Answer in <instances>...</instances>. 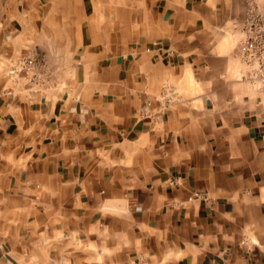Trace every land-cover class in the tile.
<instances>
[{
  "label": "crops",
  "instance_id": "0c3cea01",
  "mask_svg": "<svg viewBox=\"0 0 264 264\" xmlns=\"http://www.w3.org/2000/svg\"><path fill=\"white\" fill-rule=\"evenodd\" d=\"M45 2L5 51L36 63L0 86V262L264 264V68L228 45L264 0Z\"/></svg>",
  "mask_w": 264,
  "mask_h": 264
},
{
  "label": "rangeland",
  "instance_id": "374dc122",
  "mask_svg": "<svg viewBox=\"0 0 264 264\" xmlns=\"http://www.w3.org/2000/svg\"><path fill=\"white\" fill-rule=\"evenodd\" d=\"M27 1L28 0H0V86L2 87V89H4V87L7 86V83L10 82L13 83L14 87H16V85H18L21 79L24 78V69H23L24 54L21 53L22 50L24 51V44H23L24 41L20 40L19 38L18 41L14 43V45L18 49L16 52L6 56L5 51L12 44L11 43L12 39L20 35V31L24 29V2ZM48 1L49 0H46V2ZM238 5L239 6L232 8V12L231 11L230 12L233 14L238 13L240 15L241 14L240 11L243 10L242 15H245L247 12L246 6L242 3ZM51 8L52 6H50L49 10H46V12L51 13L50 11ZM220 9H221L220 7H217L214 13L219 12ZM242 35L243 33L241 29L235 28L234 31H231L228 37L229 39L228 45L234 48L233 57L236 59L235 68L234 70H232L230 76H233L235 78H240V77L242 78L245 76V68H244L245 63L247 64L248 67H251V63H248L246 59L243 58L242 53L240 51L241 44L246 41V38L244 39V36L242 38ZM217 36L218 35H216L215 38ZM211 37H213L212 32L210 33V38ZM206 41H208L207 37H206ZM160 47L162 46L160 45ZM208 58H210V61H214L213 56L210 55L208 56ZM252 67L253 70L255 69L257 70V68L253 64ZM222 72H227V69L226 71H222ZM4 76L7 83L2 85L3 82L2 77ZM13 91H14L13 89L7 88L4 91V93L6 95H10L13 97L14 96ZM198 199L199 198H195L194 201ZM11 248L12 247L9 246V249ZM7 257L9 258V259L7 258V260L11 261L12 264H24L23 261L12 260L10 256ZM12 257L16 258L18 257V255L12 254ZM7 260L5 261V263L3 261L0 262V264H6Z\"/></svg>",
  "mask_w": 264,
  "mask_h": 264
},
{
  "label": "built area",
  "instance_id": "2783aa9c",
  "mask_svg": "<svg viewBox=\"0 0 264 264\" xmlns=\"http://www.w3.org/2000/svg\"><path fill=\"white\" fill-rule=\"evenodd\" d=\"M246 41L241 44L240 51L242 56L251 65H258V68H264V15L253 19L250 17L245 25ZM32 58H24L23 69L24 74H29L35 65ZM200 192L195 191L189 198L194 201L200 198Z\"/></svg>",
  "mask_w": 264,
  "mask_h": 264
}]
</instances>
